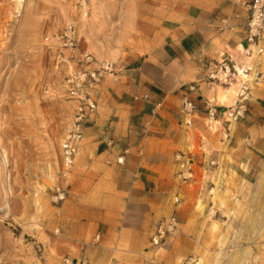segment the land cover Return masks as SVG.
Here are the masks:
<instances>
[{
  "label": "rangeland",
  "instance_id": "374dc122",
  "mask_svg": "<svg viewBox=\"0 0 264 264\" xmlns=\"http://www.w3.org/2000/svg\"><path fill=\"white\" fill-rule=\"evenodd\" d=\"M191 7L222 20L240 6L0 0V264H264V170L244 179L222 164L197 168L179 154L165 172L155 170L151 164L166 158L142 153L161 151L151 150L142 119L126 139L114 138L136 109L121 77L169 43ZM69 26L73 49L62 37ZM86 53L91 68L109 63L113 70L89 89L97 109L82 123L78 154L67 165L64 140L79 106L69 77L87 66ZM244 58L252 83L260 57ZM240 76L227 89L216 86L218 103L237 98ZM125 148L141 153L116 155ZM161 223L174 228L154 245Z\"/></svg>",
  "mask_w": 264,
  "mask_h": 264
},
{
  "label": "crops",
  "instance_id": "0c3cea01",
  "mask_svg": "<svg viewBox=\"0 0 264 264\" xmlns=\"http://www.w3.org/2000/svg\"><path fill=\"white\" fill-rule=\"evenodd\" d=\"M246 14L237 7L233 17L210 20L205 9L191 7L183 20L171 29V41L121 77L136 109L133 118L130 117L127 125L115 132L114 138L126 139L128 130L132 132L130 127L142 119L147 128L145 139L150 140L151 150L161 148V151L142 153L166 158L151 164L155 170L165 172L175 154L191 160L197 168L222 164L223 171L244 179H251L264 170V81L249 82L244 97L238 94L236 99L226 104L218 103L216 86L221 85L225 89L229 86L208 78L209 71L223 59L235 67L245 65L244 57L247 55L244 50L250 44L247 41ZM256 67L257 71L263 70L262 57ZM143 97L147 98L146 101ZM187 100L195 104L189 116L184 109ZM211 102L216 107L214 116L209 114L208 104ZM124 104L128 105V102ZM237 111V117L230 115L232 112L236 115ZM188 117L191 124L186 123ZM213 123L215 130L212 129ZM183 147L185 153L180 151ZM125 149L116 151V155L131 157L141 153ZM128 172L135 173L129 168ZM161 178L160 175L157 180ZM147 213L142 212L143 215Z\"/></svg>",
  "mask_w": 264,
  "mask_h": 264
},
{
  "label": "built area",
  "instance_id": "2783aa9c",
  "mask_svg": "<svg viewBox=\"0 0 264 264\" xmlns=\"http://www.w3.org/2000/svg\"><path fill=\"white\" fill-rule=\"evenodd\" d=\"M235 4L240 6L242 9L248 12V18L246 21L247 29V41L250 43L244 50L247 57H252L256 54L258 57H264V0H235ZM239 17V15H237ZM65 40V45L71 49L77 47V39L75 37V31L72 26L65 29L62 35ZM82 62L86 63V67L80 68L74 74L70 75L69 82L72 85L71 93L73 97L78 101V111L76 112L75 120L73 121V127L70 129L65 137L63 145V155L67 165H72L78 154V142L82 138V123L87 120V116L93 114L97 109V102L90 90L91 87L100 81L107 72H112L113 66L109 63H101L98 67L91 68L90 65L94 61V57L90 53L84 54L81 59ZM240 67V68H239ZM235 67L227 59H223L217 62L215 68L211 69L208 73V78L212 82H218L230 86L232 82L236 81L238 76L240 77V95L245 96L246 91L249 89L248 83L249 72L253 70L252 67L246 65H240ZM245 75V77H244ZM253 81L259 82L264 81V67L263 70L256 71L253 77ZM195 104L187 100L184 104V109L187 116L191 114ZM209 114L215 115L216 107L213 102L208 104ZM232 112L230 115L237 117ZM187 124H191V119H186ZM122 159L119 160L121 162ZM174 224L164 225L161 223L156 229L153 235V244L159 245L165 239L167 232L173 230ZM100 235H97L96 239H99ZM85 264V263H84Z\"/></svg>",
  "mask_w": 264,
  "mask_h": 264
},
{
  "label": "bare ground",
  "instance_id": "6f19581e",
  "mask_svg": "<svg viewBox=\"0 0 264 264\" xmlns=\"http://www.w3.org/2000/svg\"><path fill=\"white\" fill-rule=\"evenodd\" d=\"M239 68H240V67H239ZM240 75H242V74H240ZM240 75H239V76H240Z\"/></svg>",
  "mask_w": 264,
  "mask_h": 264
}]
</instances>
